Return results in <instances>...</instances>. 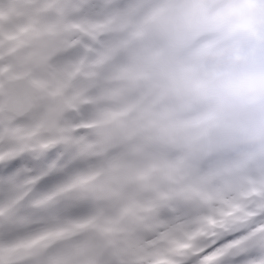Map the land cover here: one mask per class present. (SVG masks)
Segmentation results:
<instances>
[{
    "label": "snow or ice",
    "instance_id": "6c2138e0",
    "mask_svg": "<svg viewBox=\"0 0 264 264\" xmlns=\"http://www.w3.org/2000/svg\"><path fill=\"white\" fill-rule=\"evenodd\" d=\"M227 30L200 0H0V264H264V154L181 136Z\"/></svg>",
    "mask_w": 264,
    "mask_h": 264
},
{
    "label": "rangeland",
    "instance_id": "374dc122",
    "mask_svg": "<svg viewBox=\"0 0 264 264\" xmlns=\"http://www.w3.org/2000/svg\"><path fill=\"white\" fill-rule=\"evenodd\" d=\"M200 3L214 7L228 21V35L227 42L208 44L198 51L179 81L185 93L183 111L187 122L181 136L199 142L223 140L234 148L240 141L251 142V148L233 155V159L252 161L264 153V135L254 138L248 126L225 115L217 101L229 88L228 73L221 71L222 66L246 62L264 52V0H216L215 3L200 0ZM195 146L188 143L179 147L183 152Z\"/></svg>",
    "mask_w": 264,
    "mask_h": 264
},
{
    "label": "clouds",
    "instance_id": "9594fccd",
    "mask_svg": "<svg viewBox=\"0 0 264 264\" xmlns=\"http://www.w3.org/2000/svg\"><path fill=\"white\" fill-rule=\"evenodd\" d=\"M229 88L217 104L221 111L243 121L254 138L264 135V52L235 64H225Z\"/></svg>",
    "mask_w": 264,
    "mask_h": 264
},
{
    "label": "bare ground",
    "instance_id": "6f19581e",
    "mask_svg": "<svg viewBox=\"0 0 264 264\" xmlns=\"http://www.w3.org/2000/svg\"><path fill=\"white\" fill-rule=\"evenodd\" d=\"M250 143H251V142H248V141H245V140L236 143V144H235L236 152H235L234 155H236V154H239V155H240V153H242L243 151H245V150L251 148V144H250ZM256 144H257V143H255V145H256ZM263 151H264V149H263ZM263 151H262V152H263ZM263 154H264V153H263Z\"/></svg>",
    "mask_w": 264,
    "mask_h": 264
}]
</instances>
